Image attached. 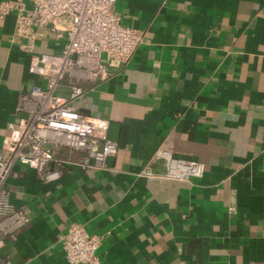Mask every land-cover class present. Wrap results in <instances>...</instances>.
I'll list each match as a JSON object with an SVG mask.
<instances>
[{
    "label": "crops",
    "instance_id": "obj_1",
    "mask_svg": "<svg viewBox=\"0 0 264 264\" xmlns=\"http://www.w3.org/2000/svg\"><path fill=\"white\" fill-rule=\"evenodd\" d=\"M114 11L144 42L74 105L108 124L118 153L53 183L17 165L10 201L31 221L0 258L69 264L60 238L80 223L103 237L102 264H264V0H117ZM14 28L13 15L0 20V152L23 117L19 95L45 86ZM39 34L37 54L60 50ZM162 151L201 163L203 176L166 177ZM147 168L160 177H141Z\"/></svg>",
    "mask_w": 264,
    "mask_h": 264
},
{
    "label": "built area",
    "instance_id": "obj_2",
    "mask_svg": "<svg viewBox=\"0 0 264 264\" xmlns=\"http://www.w3.org/2000/svg\"><path fill=\"white\" fill-rule=\"evenodd\" d=\"M117 0H4L0 20L13 15V42L29 54V73L45 86L35 84L19 95L17 112L23 117L18 130L0 152V251L7 240L15 241L31 221L28 207L10 201L7 181L17 177V165L34 170L44 183L60 180L68 167L86 170L92 163L107 167L118 153L108 124L96 123L74 102L84 96L85 84H97L120 75L145 39V31L125 26L114 11ZM48 29L59 42L56 53H36L39 30ZM69 89L62 97L59 88ZM66 156H62V153ZM78 154L77 158L72 155ZM166 177H202L204 166L175 158L166 151ZM144 178L160 177L152 168ZM69 264H102L98 251L103 237L80 223L71 224L61 236ZM0 264H13L0 258Z\"/></svg>",
    "mask_w": 264,
    "mask_h": 264
}]
</instances>
